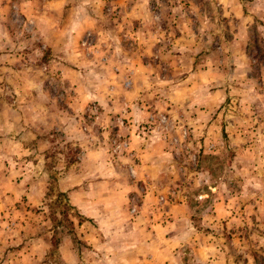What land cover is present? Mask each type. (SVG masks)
I'll return each instance as SVG.
<instances>
[{
    "label": "rangeland",
    "instance_id": "rangeland-1",
    "mask_svg": "<svg viewBox=\"0 0 264 264\" xmlns=\"http://www.w3.org/2000/svg\"><path fill=\"white\" fill-rule=\"evenodd\" d=\"M27 1L38 17L0 0V264H90L78 226L104 228L70 186L93 188L99 206L128 202L142 220L128 258L184 204L172 234L206 249L180 242L164 264H264V0ZM72 18L93 23L73 37ZM66 23L58 49L43 44L42 30Z\"/></svg>",
    "mask_w": 264,
    "mask_h": 264
},
{
    "label": "crops",
    "instance_id": "crops-1",
    "mask_svg": "<svg viewBox=\"0 0 264 264\" xmlns=\"http://www.w3.org/2000/svg\"><path fill=\"white\" fill-rule=\"evenodd\" d=\"M46 2H47V4H51V7L53 9L58 7V5L60 3L59 0H53L52 2H49L46 0ZM22 4H24L23 6H25L27 8V14L26 15L28 18L38 17V15L35 14V12H36L34 9L35 5L31 4V1L22 0ZM33 13H34V15H33ZM47 15H48V17L54 16V14H52L49 11H46V16ZM63 15H64V13L62 14V17H63ZM72 20H74L73 25L75 27H70L71 32H69V35H71L73 37L75 36V34L77 35L78 33H81L86 25L93 23L92 19L82 20V18H81V21H83V23H84V26L81 27L80 23L78 21V18L77 19L72 18ZM67 29H68V24L66 23L65 28H59V27H55L52 25V26H49L45 31L42 30L43 35L51 36L49 38H46V40L43 44L48 45L49 47L52 48V50L58 49L59 48V46L57 44L58 36L59 35L61 36V32H62V34L66 33ZM37 30H38V28H37ZM52 37H55V38L53 39ZM55 45H57V47H55ZM60 48H64V46H60ZM64 50H66V54H68L67 59H69V61L78 62V58L76 57V51L74 49L69 47V48L64 49ZM70 51H71V53H70ZM59 62H62V61L58 60V62H57V60H54V59L51 60V64H53L54 66L60 65L64 68L67 67L64 64V62L61 64H59ZM153 149H154L153 146H149L148 148L146 146L145 149L140 148V149L136 150L139 153V156L142 157V159L146 160V162L142 165V168H144V167L150 168L151 167L150 163L152 161L151 160L147 161L150 156L152 159L156 158V160H155L156 162L158 161V157H155L157 155V153L155 151H153ZM152 164L154 165L155 163H152ZM141 169H139V173H138V176L140 175L138 177L139 179L142 175ZM81 189L83 191L80 190L79 192H74L72 190V187L70 186V187L63 189V190L70 191L69 192L70 201L72 200V203L80 211V214H82L86 219L94 220L95 223H99L100 227H102V228H98V229L104 228V230H102L103 234H100L92 226H91L92 229L87 228V221L85 223H82V225L78 226L80 228H83L86 226L84 228V229H86V231H84V234H85L84 239L86 240L88 245L93 246L92 247V253L88 254V257L91 259V261H87V263L98 264L97 260H101V259H99L101 256L104 258V264H126V262L131 260V259L133 260V262L137 263L140 260H142V258H144V261L146 262L145 264H147V263H149V264H161V263H163L164 264L165 259H170V258L173 259L174 253L177 252L175 250V248H176V246L179 245L180 242H182V243L187 242L189 245H191L193 243L194 245H191V247L193 248V252L196 253V255L202 256V253H204V249H206V245H204L202 242H200L199 235H192L191 233L186 232V234H184V237L182 238L180 235L174 236L172 234L173 227H175L177 222L179 221V218H177L178 215L176 213L180 209H183V207L185 206L184 204H180L178 208H176L177 206H173L168 211L169 218L167 221L168 222L167 225L162 226V225L157 224L156 222L154 223L153 227L159 228L158 232H160V235H157L156 233L153 234L152 232H150L149 234H145L143 236V239L145 240V245L142 246L143 251H141L143 257L141 258L139 256L133 255L132 258H128L130 256L129 255L130 251H132V249H130V247L132 246L133 242H135V243H138L137 241L141 242L138 239L137 234L134 231H133V233H131L130 229H133V227H136V228L140 227V224L138 226H136V225H137V223H142V220L140 218H136L135 220L130 221V219H129V217H127V213H126L128 210V206H129L128 202H126V204H125V202H122L124 205L114 204V205H111L110 207L105 206V204H104V206L102 204L99 206L96 202H92L91 193H92L93 188L85 187V188H81ZM131 190H133V188L131 186H130L129 190H127L126 186H123L120 189L118 188V193H120V195L122 196L121 198L125 199V198H127V196H129V195H127L129 193L128 191H131ZM104 191H106L105 188H104ZM114 192H115V189H114ZM127 200H128V198H127ZM122 212L124 214L125 220L129 221L131 226H129V224H127V222L120 224L121 223V221H120L121 217H118V213L120 215ZM122 226L127 228V229H125L124 232L120 231V228ZM161 236H163V237H161ZM161 238H163V240ZM157 241H159V243H160L159 250H157ZM161 242H163V244ZM161 244H162V246H161ZM144 249L146 250V252H148V254L149 253L151 254V257H153L151 260L146 259V255H144L145 254ZM58 251H59L60 255H63V256L68 255L69 259H72L74 256L73 255L74 251L72 250L71 243L67 240H65L63 243L58 244ZM140 262H143V261H140ZM189 264H193V263L190 262Z\"/></svg>",
    "mask_w": 264,
    "mask_h": 264
}]
</instances>
